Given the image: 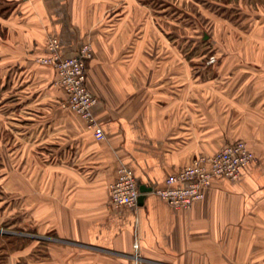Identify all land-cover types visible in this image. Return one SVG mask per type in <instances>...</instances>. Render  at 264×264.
Segmentation results:
<instances>
[{"label":"crops","instance_id":"0c3cea01","mask_svg":"<svg viewBox=\"0 0 264 264\" xmlns=\"http://www.w3.org/2000/svg\"><path fill=\"white\" fill-rule=\"evenodd\" d=\"M0 2V264H135L136 239L141 264H264V35L203 40L218 64L194 69L145 0ZM53 36L66 58L93 47L103 140L38 62ZM237 140L257 157L238 179L190 209L156 193ZM121 167L149 190L135 206L110 201Z\"/></svg>","mask_w":264,"mask_h":264},{"label":"built area","instance_id":"2783aa9c","mask_svg":"<svg viewBox=\"0 0 264 264\" xmlns=\"http://www.w3.org/2000/svg\"><path fill=\"white\" fill-rule=\"evenodd\" d=\"M60 42L55 36L48 41L49 56L38 58V62L52 67L57 75L58 84L68 94L67 108L75 111L88 122L94 130L95 138L103 140L105 134L99 125L94 106L97 97L89 89L87 63L93 58V47L89 43L82 45L79 53L73 57L60 54ZM214 58H211L213 61ZM257 157L245 140H237L225 145L212 155H198L191 164L170 175L167 187L156 191L173 208L190 209L205 196V189L218 177L236 180L242 172L256 161ZM110 201L115 207L135 206L139 200L140 188L134 173L121 167L115 181L109 185ZM135 264H141L139 242H134Z\"/></svg>","mask_w":264,"mask_h":264},{"label":"rangeland","instance_id":"374dc122","mask_svg":"<svg viewBox=\"0 0 264 264\" xmlns=\"http://www.w3.org/2000/svg\"><path fill=\"white\" fill-rule=\"evenodd\" d=\"M148 1L150 0H145L152 10L150 18H160L161 24L166 27L165 30L160 29L162 36L181 43L177 46V51L184 52L186 49L192 56L191 63L194 69L206 65L212 68L218 64L216 47L213 44H209L208 48H205L206 45L201 46L199 43L203 40L210 42L216 39L223 41L225 38L244 40L264 35V0H250L251 7L256 6L253 12L249 11L248 0H218V3L215 0H153L150 3ZM4 5L0 2V6ZM186 40L190 44L185 46L183 42ZM201 53L203 56L198 59L197 56ZM211 58L214 60L211 61ZM3 242L1 241L0 245H3Z\"/></svg>","mask_w":264,"mask_h":264},{"label":"water","instance_id":"95a60500","mask_svg":"<svg viewBox=\"0 0 264 264\" xmlns=\"http://www.w3.org/2000/svg\"><path fill=\"white\" fill-rule=\"evenodd\" d=\"M147 191H149V190H145V189H143V188H140V192L142 193V195L139 196V201H140V200H143V197L145 196V195H143V193H144V192H147Z\"/></svg>","mask_w":264,"mask_h":264}]
</instances>
